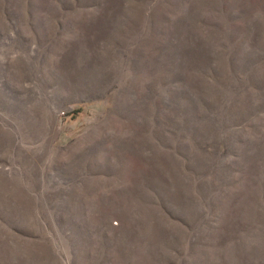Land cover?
Returning a JSON list of instances; mask_svg holds the SVG:
<instances>
[{
	"label": "rangeland",
	"instance_id": "1",
	"mask_svg": "<svg viewBox=\"0 0 264 264\" xmlns=\"http://www.w3.org/2000/svg\"><path fill=\"white\" fill-rule=\"evenodd\" d=\"M0 264H264V0H0Z\"/></svg>",
	"mask_w": 264,
	"mask_h": 264
},
{
	"label": "trees",
	"instance_id": "2",
	"mask_svg": "<svg viewBox=\"0 0 264 264\" xmlns=\"http://www.w3.org/2000/svg\"><path fill=\"white\" fill-rule=\"evenodd\" d=\"M76 112H77V113H79V112H80V110H77Z\"/></svg>",
	"mask_w": 264,
	"mask_h": 264
}]
</instances>
